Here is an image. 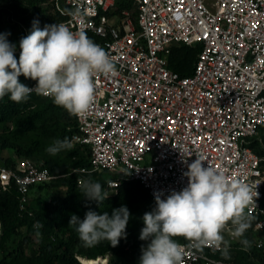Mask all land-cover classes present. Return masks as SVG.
<instances>
[{"label":"built area","instance_id":"1","mask_svg":"<svg viewBox=\"0 0 264 264\" xmlns=\"http://www.w3.org/2000/svg\"><path fill=\"white\" fill-rule=\"evenodd\" d=\"M64 1L70 9L64 24L84 31L118 69L114 77L95 78L92 108L76 117L79 132L71 143L89 149L90 173L140 182L155 208L156 195L164 199L187 186V165L201 156L205 167H216L230 180L259 183L257 206L246 212L257 220L255 247L264 254V158L250 147L264 130V0H126L134 8L121 11L117 0ZM57 9L64 14L58 3ZM181 45L201 46L188 77L169 68L172 49ZM149 155L153 163L146 165ZM4 160L0 192L16 190L20 212L33 217L32 188L56 177L42 160ZM118 188L111 181L106 192L112 196ZM230 239L237 241L231 234ZM188 243H181L183 264H237L219 258L222 252L214 247Z\"/></svg>","mask_w":264,"mask_h":264},{"label":"trees","instance_id":"2","mask_svg":"<svg viewBox=\"0 0 264 264\" xmlns=\"http://www.w3.org/2000/svg\"><path fill=\"white\" fill-rule=\"evenodd\" d=\"M57 3L64 14L58 11ZM117 5L118 11L134 8L126 0H117ZM69 12L64 0L49 3L47 0H0V34H9L7 40L16 45L15 56L18 60L19 42L30 34L34 21H38V27L43 29L46 25L67 22ZM200 51V45L174 47L169 57V68L181 77L192 75ZM19 81L28 87L36 85V81L23 75ZM78 132L77 118L55 105L53 100L40 95H31L26 102L19 104L8 96L0 99V150H12L18 157L42 160L44 168L56 177L50 183L32 188L30 197L34 190H43L50 184L67 190L63 199L52 197L39 212L31 207L33 217L20 212L16 190L0 192V220L3 224V236L0 238V253L3 256L0 264H81L78 258L98 261L106 260V257L110 264H139L141 248L149 243L139 238L144 227L143 216L154 209V201L140 182L107 171L90 173L91 153L82 145L63 150L55 156L46 151L55 140L67 137L72 141ZM262 143L264 130L260 132V137L250 141L251 149L264 158ZM4 162L11 165L12 159H5ZM79 179L99 182L104 192L111 181H118L119 188L114 195L98 204L84 197ZM122 206L129 210L130 219L126 238L120 239L116 247H112L107 240L93 247L85 246L79 239L77 226L69 225L72 215L81 220L89 210L111 215L114 209ZM37 222L42 225L39 229L34 227ZM256 222L253 219L252 226L244 234L250 246L245 247L240 240L229 246V256L234 254L232 258L237 264H264V254L255 247L258 235L253 232V227ZM33 236L41 237L37 246L34 245ZM19 237L22 239L19 240ZM175 239L179 243H188L182 237ZM32 245L37 248L30 253ZM219 258H223L222 253Z\"/></svg>","mask_w":264,"mask_h":264},{"label":"clouds","instance_id":"3","mask_svg":"<svg viewBox=\"0 0 264 264\" xmlns=\"http://www.w3.org/2000/svg\"><path fill=\"white\" fill-rule=\"evenodd\" d=\"M38 23L34 21L30 34L20 40L18 60L16 45L7 40L9 34H0V99L8 96L19 104L36 93L50 97L69 115L84 118L96 99L95 78L101 74L116 76V64L84 31L73 32L64 23L40 29ZM21 75L36 81V86L30 88L21 83ZM72 147L66 137L55 140L46 151L55 156ZM196 157L184 173L187 186L178 192L171 191L164 199L156 195V207L144 214L139 238L149 243L141 248L139 264H183L186 245L179 243L177 237L188 241V247H214L228 259L230 245L223 235L226 229L233 239L250 246L244 234L254 218L246 209L257 206L259 183L230 180L216 167L208 163L205 167L203 157ZM80 188L84 197L98 204L109 196L99 182L83 181ZM129 219V210L122 206L111 215L92 210L83 220L72 215L69 225L77 226L79 239L85 246L93 247L107 240L116 247L120 239L126 238ZM34 227L39 229L42 225L37 222Z\"/></svg>","mask_w":264,"mask_h":264},{"label":"rangeland","instance_id":"4","mask_svg":"<svg viewBox=\"0 0 264 264\" xmlns=\"http://www.w3.org/2000/svg\"><path fill=\"white\" fill-rule=\"evenodd\" d=\"M53 0H47V2H52ZM5 154V156H9V155H12L13 154V151L12 150H6L5 152L1 151L0 150V155H3ZM4 156V155H3ZM152 157L149 155L147 158H146V162L145 164L146 165H150L152 164ZM36 189V188H35ZM66 188L64 187H60V188H56L54 187L52 184H50L48 187H46L45 189L43 190H34L32 195H31V207L34 208V210L36 212H39L41 210H43L45 204L52 198V197H60V198H64L65 195H66ZM224 238L226 241L229 242V245H233L234 243L238 242L239 240L237 241H232L230 239V231L229 230H225L224 233ZM19 240H21L22 238L19 237L18 238ZM33 240H34V245L37 246L38 242H40L41 240V237H35L33 236ZM32 245L31 247V250H30V253L34 252L36 250V246ZM2 254L0 253V260L2 258ZM235 256L234 254L231 255V258ZM104 262V261H103ZM102 264H110L109 263V258L107 259V262H104Z\"/></svg>","mask_w":264,"mask_h":264},{"label":"bare ground","instance_id":"5","mask_svg":"<svg viewBox=\"0 0 264 264\" xmlns=\"http://www.w3.org/2000/svg\"><path fill=\"white\" fill-rule=\"evenodd\" d=\"M106 259V258H105ZM81 261V264H102L104 262H107V259L104 260V259H99L98 261H86L84 259H79ZM104 261V262H103Z\"/></svg>","mask_w":264,"mask_h":264},{"label":"crops","instance_id":"6","mask_svg":"<svg viewBox=\"0 0 264 264\" xmlns=\"http://www.w3.org/2000/svg\"><path fill=\"white\" fill-rule=\"evenodd\" d=\"M3 152H5V151H3ZM4 155V156H3ZM3 155H0V157H2V158H4V159H8V158H10V159H13V158H15V156H16V154H15V152H13V154L12 155H9V156H5V154H3Z\"/></svg>","mask_w":264,"mask_h":264},{"label":"water","instance_id":"7","mask_svg":"<svg viewBox=\"0 0 264 264\" xmlns=\"http://www.w3.org/2000/svg\"><path fill=\"white\" fill-rule=\"evenodd\" d=\"M79 260V259H78ZM80 261V260H79ZM81 262V261H80Z\"/></svg>","mask_w":264,"mask_h":264}]
</instances>
